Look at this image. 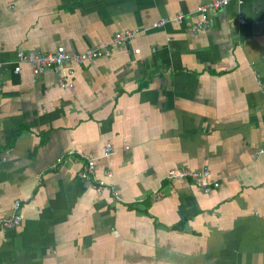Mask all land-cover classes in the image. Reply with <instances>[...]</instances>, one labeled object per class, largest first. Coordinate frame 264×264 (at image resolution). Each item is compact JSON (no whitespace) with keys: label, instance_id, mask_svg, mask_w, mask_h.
<instances>
[{"label":"crops","instance_id":"0c3cea01","mask_svg":"<svg viewBox=\"0 0 264 264\" xmlns=\"http://www.w3.org/2000/svg\"><path fill=\"white\" fill-rule=\"evenodd\" d=\"M208 2L0 0V61L107 50L67 64L70 87L0 72V217L21 200L0 264H264V0L209 9L191 33ZM180 168L216 186L165 178Z\"/></svg>","mask_w":264,"mask_h":264},{"label":"built area","instance_id":"2783aa9c","mask_svg":"<svg viewBox=\"0 0 264 264\" xmlns=\"http://www.w3.org/2000/svg\"><path fill=\"white\" fill-rule=\"evenodd\" d=\"M230 0H209L206 5H202L198 7L199 17L194 22H186V26L191 33H195L197 31H201L208 26L211 22L210 17L207 15V11L209 9H216L218 7L226 5ZM237 3H240V0H236ZM172 20L176 22H184L183 14L177 13L172 17ZM167 19L162 18L158 21H155L151 24L152 27H159L164 24ZM240 23H243V20H239ZM137 33V30H126L124 32H118L113 34V42L114 43H121V42H129V39ZM137 52V49L133 50ZM107 54V50L103 46H98L93 49H86L80 52H70L66 51L62 46H57L55 50L44 52L38 48H33L27 51H22L17 49L15 51V57L13 60L8 61H0V72L2 71L5 65H10L12 68L13 73H18L20 70L21 64H26L31 73L33 75L39 74L42 71L49 69L55 73H62L59 78L60 84H65L66 86L70 87L72 84L69 81H65L64 76L71 73V70L63 71V68L70 63L80 64L91 61L93 58L97 57L101 54ZM255 78H258V74L255 71H252ZM257 82H259L257 80ZM109 145H106L105 151L103 155H107L109 151ZM261 152V151H259ZM71 151L68 152L70 154ZM57 162L60 161V158L56 159ZM95 157H88L85 159V163L82 165L81 168V175L85 179L93 180V188L94 191L99 193L105 187H110V184H105L104 180L98 178L94 174L95 168ZM104 176H109V172L104 171ZM207 170L199 171H191L188 169L180 168L177 170H170L166 174V179L168 180H180V179H190L195 185L200 187L203 191H208L211 187H215L216 183L207 181ZM21 200H13L11 204V213L7 216L0 217V228H11L16 226L20 221L19 213H17L18 208L20 207Z\"/></svg>","mask_w":264,"mask_h":264}]
</instances>
